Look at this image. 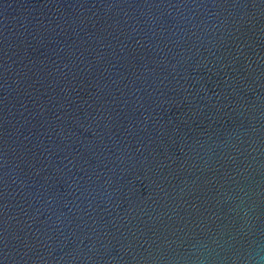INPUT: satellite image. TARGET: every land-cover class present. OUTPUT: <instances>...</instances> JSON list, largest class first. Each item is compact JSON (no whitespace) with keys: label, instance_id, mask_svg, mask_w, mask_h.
<instances>
[{"label":"water","instance_id":"water-1","mask_svg":"<svg viewBox=\"0 0 264 264\" xmlns=\"http://www.w3.org/2000/svg\"><path fill=\"white\" fill-rule=\"evenodd\" d=\"M0 264H264V0H0Z\"/></svg>","mask_w":264,"mask_h":264}]
</instances>
